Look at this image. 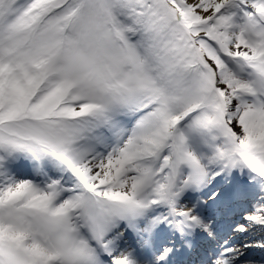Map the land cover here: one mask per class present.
<instances>
[{"label":"snow or ice","instance_id":"snow-or-ice-1","mask_svg":"<svg viewBox=\"0 0 264 264\" xmlns=\"http://www.w3.org/2000/svg\"><path fill=\"white\" fill-rule=\"evenodd\" d=\"M0 264H264V0H0Z\"/></svg>","mask_w":264,"mask_h":264}]
</instances>
